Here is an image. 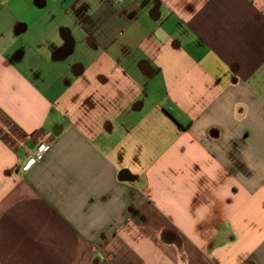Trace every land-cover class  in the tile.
Returning <instances> with one entry per match:
<instances>
[{
    "label": "crops",
    "instance_id": "crops-1",
    "mask_svg": "<svg viewBox=\"0 0 264 264\" xmlns=\"http://www.w3.org/2000/svg\"><path fill=\"white\" fill-rule=\"evenodd\" d=\"M0 264H264V0H0Z\"/></svg>",
    "mask_w": 264,
    "mask_h": 264
},
{
    "label": "built area",
    "instance_id": "built-area-1",
    "mask_svg": "<svg viewBox=\"0 0 264 264\" xmlns=\"http://www.w3.org/2000/svg\"><path fill=\"white\" fill-rule=\"evenodd\" d=\"M50 148L49 144L42 142L37 147L29 152L28 158L23 166L24 170H28L31 166H33L36 162H38L43 155Z\"/></svg>",
    "mask_w": 264,
    "mask_h": 264
}]
</instances>
